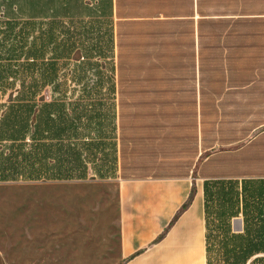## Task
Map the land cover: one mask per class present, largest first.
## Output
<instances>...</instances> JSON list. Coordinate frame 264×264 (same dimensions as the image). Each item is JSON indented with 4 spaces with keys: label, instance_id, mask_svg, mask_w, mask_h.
Returning a JSON list of instances; mask_svg holds the SVG:
<instances>
[{
    "label": "crops",
    "instance_id": "obj_1",
    "mask_svg": "<svg viewBox=\"0 0 264 264\" xmlns=\"http://www.w3.org/2000/svg\"><path fill=\"white\" fill-rule=\"evenodd\" d=\"M254 13L256 44H249L248 29H241L245 41L241 39L239 45L231 43L239 32L227 30L220 44L210 45L202 55L197 49L186 96L170 90L171 98L166 91L162 93L166 97L154 103L188 106L151 116L155 123L151 119L149 124H139L135 115L131 136L119 128L117 88L111 127L109 122L104 126L103 115L95 116L86 108L95 103L84 102L103 87L81 90L80 112L72 110L74 103L67 98L47 102L53 108L58 104L57 115H48L44 121L34 115L32 146L54 148L57 180L107 182L114 188L117 229H111L112 217L99 213L77 217L75 229L68 220L61 221V231L51 236L62 242L60 258L29 255L21 264H207L205 183L264 179V9L260 0H255ZM208 95L212 118L190 107L191 103L201 105L202 97ZM38 160L39 169L44 170L48 159Z\"/></svg>",
    "mask_w": 264,
    "mask_h": 264
},
{
    "label": "rangeland",
    "instance_id": "obj_2",
    "mask_svg": "<svg viewBox=\"0 0 264 264\" xmlns=\"http://www.w3.org/2000/svg\"><path fill=\"white\" fill-rule=\"evenodd\" d=\"M155 1L123 0L122 13L137 18L153 15ZM163 3L162 8L167 14L176 13L181 5L180 0ZM260 6L263 10L264 0H260ZM117 16L115 0H0V264H21L29 255L42 259L60 258L62 242L51 236L61 231V221L68 220L69 226L75 229L77 217L81 220L82 216L90 218L99 213L112 217L111 229H117L114 223L116 193L107 182L67 183L45 177L29 178L50 174L45 169L40 170L41 164L38 165V159H44L49 148L34 147L31 141L34 115L44 121L48 115L58 113V104L53 108L47 102L55 99L63 102L70 98L74 103L72 110L80 112L77 97L83 92L81 90L103 87L100 93L89 95L92 99L86 96L85 104L95 103L86 108L100 117L103 115L104 126L110 123L111 127L118 97L119 128H125L130 136L135 132V115L139 124H149L151 119L155 123L156 118L151 116L170 113L172 109L176 112L188 106L185 103L176 106L154 103L159 101L156 98L166 97L162 95L166 91L169 96L170 90H180L186 96L191 85L188 79L193 75L189 71L192 69L187 70V64L195 63V51L199 49L198 16L195 15L193 24L174 17L169 18L168 24L153 23L151 19L154 18L147 16L145 38L140 24H134L130 31L132 70L121 76L123 81L131 80L132 87L122 88L119 92L124 99L121 105L119 93L117 97L114 93L120 77ZM225 25L230 26L229 34L233 29L239 32L231 43L239 45L241 39L245 41L241 32L249 30L247 20L238 25L229 21ZM153 33H159L157 41ZM249 34V44L255 45L256 34L250 30ZM145 39H150L154 49L165 46L161 61H155L150 54V59L145 60L146 65H142L141 57L147 56L140 51ZM222 40L216 32L205 42L212 46ZM205 56L209 58L208 54ZM159 64L164 67L169 64L170 68L164 69ZM209 97H202L201 105L191 103V110L196 108L206 113V118H212ZM29 161L38 169H32ZM229 183L232 186H228ZM262 183L264 179L255 178L209 180L207 197L216 200L222 190L220 185L224 184L223 189L233 192L237 199L235 209L239 211L242 198H248L245 192H264ZM234 218L231 220L233 229L240 223L243 226L241 216Z\"/></svg>",
    "mask_w": 264,
    "mask_h": 264
},
{
    "label": "trees",
    "instance_id": "obj_3",
    "mask_svg": "<svg viewBox=\"0 0 264 264\" xmlns=\"http://www.w3.org/2000/svg\"><path fill=\"white\" fill-rule=\"evenodd\" d=\"M123 0H115L117 8V17L119 18L118 22V31H117V41H118V87L117 92H121L122 88L131 89L132 81H123L121 76L132 70V65L130 64V56L133 52L131 49L130 41L132 33H130L134 24H140L142 28V35L145 38L146 33L144 32L146 22L145 18L147 16L152 17L153 23L168 24L171 19L177 18L181 19L182 22L192 23L195 18V13L197 17V31H198V47L199 55H202L203 52L208 51L210 44L205 42L210 36L216 32L219 35H223L230 26L225 25L227 22L231 21L235 25H238L240 22L247 20L249 22V30L255 34L256 30L254 29L255 22V0H180V6L177 8L176 13L167 14L164 11L163 2L168 0H154V14L142 16L141 18L131 16H125L122 13V2ZM248 15V17L239 18L240 15ZM161 16H164V19H160ZM233 16H238L237 18ZM142 19V20H136ZM143 21V22H138ZM160 21V22H156ZM238 23V24H236ZM235 30V29H233ZM144 32V33H143ZM46 33V32H45ZM164 35V34H163ZM154 40L157 41L159 38V33H153ZM128 42V43H127ZM129 44V45H128ZM128 45V46H127ZM152 43L150 39H145L142 44L143 54L147 55L146 57H141L143 59L142 65H146L145 60L150 59V54L155 61H161V53L166 50L164 48H152ZM130 49V55H128V50ZM158 54V55H157ZM194 62L187 64V70L194 67ZM185 65V64H182ZM159 66L164 67L159 64ZM169 66V67H168ZM170 65H166L164 69ZM172 67V66H171ZM115 88V89H116ZM114 92V91H113ZM115 93V92H114ZM120 105L123 104V98L120 97ZM46 105V104H45ZM31 106V105H30ZM35 107V106H34ZM95 116L99 114L94 113ZM123 117V115L121 116ZM98 118V117H97ZM114 119V117H113ZM113 124V122H112ZM64 128V127H62ZM70 148V147H69ZM49 154L46 155V162L44 168L46 172L50 174L44 176L46 179L57 180V159L54 148H49ZM25 163V161H24ZM69 163V161H68ZM39 179V178H38ZM264 185V183H262ZM207 182L204 185L205 197V221L207 225L206 231V253H207V264H259L264 261V192L254 194L252 191L245 192L247 197L242 198V207L238 211L235 209L237 199L233 196V192L225 191L224 184L220 185L221 192L219 197L216 200L213 198H208L207 192ZM228 186H232V183H229ZM231 188V187H230ZM194 191V190H193ZM190 195L188 201H190L193 196ZM211 201V202H210ZM211 203V204H210ZM241 216L243 221V226L240 230H235L232 227V221L234 217L238 218ZM217 223V224H216ZM263 255V256H262Z\"/></svg>",
    "mask_w": 264,
    "mask_h": 264
},
{
    "label": "water",
    "instance_id": "obj_4",
    "mask_svg": "<svg viewBox=\"0 0 264 264\" xmlns=\"http://www.w3.org/2000/svg\"><path fill=\"white\" fill-rule=\"evenodd\" d=\"M234 219H238V218H234ZM241 228H242V223H240L237 228L234 227L235 230H240Z\"/></svg>",
    "mask_w": 264,
    "mask_h": 264
}]
</instances>
